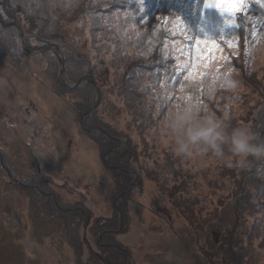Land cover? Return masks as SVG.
<instances>
[{
    "label": "rangeland",
    "instance_id": "obj_1",
    "mask_svg": "<svg viewBox=\"0 0 264 264\" xmlns=\"http://www.w3.org/2000/svg\"><path fill=\"white\" fill-rule=\"evenodd\" d=\"M85 1L93 3L90 30L81 28L85 25L82 11H71L74 6L67 0L55 12V0H15L17 21L12 22L0 0V264H76L70 233L75 225L62 222L71 224L77 218V235L82 234L83 224L97 225V229L111 225L104 228L115 233L110 236L113 244L127 250L115 254L119 264L124 255L126 261V254L129 264H208L204 255L212 257L219 250L213 243L230 240L235 230L237 246H241L245 237L240 230L247 226H238L258 225L264 218V159L248 157L241 163L227 148L223 158L212 152L193 158L177 154L167 121L180 106L194 105L199 93L187 95L185 83L175 88L156 82V87L146 88L143 76L136 91H123L124 83L115 72V52L103 40L105 33L101 37L93 32L102 20L95 11L98 3L113 10L118 2ZM74 5L80 4L75 1ZM41 10L52 29L40 23ZM257 17L258 37L253 42L264 43V16ZM13 22L21 25L29 47L47 45L53 53L47 49L45 56L46 50L25 48L16 30L9 29ZM234 35L229 30L216 34L221 45L239 59L243 53H254L253 45L244 49V41ZM90 42L96 49L91 57ZM259 51L250 61L253 75L235 72L230 78L238 82L236 89L221 83L217 95L208 89L203 99L217 120L230 128L247 127L256 142H264V46ZM7 52L24 65H13ZM199 56L197 52V61ZM49 59L56 61L55 66H46ZM194 71L198 76L219 74L205 65ZM65 73L81 78L69 86ZM79 83L94 87L76 91ZM199 85L193 82L192 87ZM155 100L175 106L156 114L150 106ZM82 120L83 126L94 130L83 129ZM95 128L121 142L115 144ZM38 169L49 179L33 176ZM19 179H26V186L18 185ZM36 180L45 193L38 211L37 190H31ZM57 211H65L60 219L44 220ZM88 240L97 251V239L92 235ZM90 252L86 246L81 248L84 262H92ZM253 256L249 264H256Z\"/></svg>",
    "mask_w": 264,
    "mask_h": 264
},
{
    "label": "trees",
    "instance_id": "obj_2",
    "mask_svg": "<svg viewBox=\"0 0 264 264\" xmlns=\"http://www.w3.org/2000/svg\"><path fill=\"white\" fill-rule=\"evenodd\" d=\"M67 1H69V6H74L71 8V11L72 9L73 11H82V21L85 25H81V28L90 30L92 28L90 25L93 19V3L87 4L85 0ZM75 1L80 5L75 6ZM111 1H114L113 3L118 2L117 7H114L113 10L110 9L108 4L107 7H104L98 3V7L95 11L100 14L102 20L99 24L100 28L93 27V32L98 31L101 37H103L105 33L103 40L109 45L108 48L115 52L113 56L118 64L116 69H114L116 74L121 78L120 82L124 83L122 88L123 91L128 92L127 89L129 88H131V93L136 91L135 87L139 84V76L145 78L144 83L146 88L150 89L156 87V82L164 87H166L167 84L169 87L175 88H178L181 83H185L184 91L187 95L191 91L199 93V96L195 98L196 100H193V104L197 108L199 115L202 114V117L212 116L213 111L207 106L209 103L203 99L205 92L209 89L208 86L210 84L213 85L212 96L217 95L216 91L218 90V86L222 83V77H231L238 71L241 72V74L246 73L253 75L255 73V69L251 67L250 61L254 54L260 52L259 50L264 46V43L263 41L257 43L253 42V39L255 41L258 37V32L255 31L254 27L259 23V18L257 16H264V0H142V9L139 0H110V2ZM95 2H101V0H95ZM217 2L243 3L247 6L235 13H222L215 7L204 6L205 4H215ZM9 4L17 18L15 0H9ZM58 8H63V0H55L53 12L57 11ZM108 11H111L109 15ZM203 12L209 14L210 22L201 25L203 23ZM39 13L43 16L40 23L43 28L47 29V27H50V23L47 24L44 18L47 13L45 10H41ZM74 17L75 19H79L78 16ZM77 22L80 21L77 20ZM105 23L106 25L101 27V25ZM261 23L263 24L264 20H262ZM14 27L15 26H11L9 29H13V31L16 30L17 32L16 27ZM53 27L54 26L50 27V29ZM142 29L144 30L143 32L141 31ZM226 30L234 32L235 35L233 37L235 39L244 41V49L251 48L253 45L254 47L251 49L254 53H243L242 58L239 59L232 51L224 48L216 34ZM199 32H206L207 34L200 37L197 42L196 38ZM172 33L175 37L174 39ZM121 40L122 42L120 43ZM99 41H101V39H99ZM215 43H217V45ZM7 50H9V47ZM89 51V56L91 57L93 51H96V49H94V42L89 43ZM197 52L200 53L199 61H197ZM7 53L13 65H18V63H20V61L15 59L14 53ZM44 55L48 56L49 52H44ZM50 59H52V57H50ZM49 60L46 66L48 68L52 65L55 66L56 61L54 59L53 61ZM235 64H239V67ZM23 65L24 63L21 64V66ZM200 65H205L207 70L216 71L219 72V74L210 77L207 73H202L198 76L194 68ZM45 71H48V69ZM120 72L123 73L119 74ZM65 75L68 81L67 85L69 86H72L81 78H78L79 76L76 78H69L67 73H65ZM155 77H157V80H155ZM193 82L200 83V85L192 87ZM86 87L91 89L94 86L88 83L84 85L79 83L76 85L75 90L81 91ZM202 88L203 92H201ZM70 91L72 90L70 89ZM159 92L161 94L165 93L163 90H159ZM261 97L264 100V92H262ZM155 101H157L155 105H153L154 102H152L150 106H154L152 109L154 111L153 113L156 114L158 111L161 113L169 112L173 110L175 106V104H169L166 101L159 105V101L161 100ZM109 139L113 140L116 144L114 139ZM0 164H3L1 152ZM35 175L41 180L49 179L48 174L41 170L39 171V169L33 176ZM33 176L29 180L33 181ZM25 180L26 179H19L18 185L21 187L26 186L24 184V182H26ZM34 187L37 189H34ZM31 190H37L36 200L34 202H39L40 204L42 201L41 196L45 194L43 189H41L40 180H36V182L31 185ZM54 205L56 207V204ZM37 209L39 208L37 207ZM263 221L264 218L258 225L255 223L253 225L238 226V229L247 226V230H240L245 237L241 246H237L238 239H236L237 237L235 236L238 230L232 232L234 236L230 240L229 237H227L224 240L221 239V243L217 245L213 243L212 247L218 248L219 250H215L212 253V257H210L209 253L204 255L207 263L209 264L211 261L212 264H214V262L217 264H249L248 259L250 257L252 258L254 254V262L256 264H264ZM77 226L79 225H75L70 232L76 264H119L121 260H118L115 254L123 255L126 252L124 253L118 245L113 244L114 240L110 239V236H114V234L107 233L98 243V239L101 237L102 233L109 230L104 227L111 228V225H104V227L101 226L102 228L98 229L96 228L97 225H81L83 227L81 235H77ZM72 235L75 236V240ZM92 235L97 239V251L95 249L93 250L89 244L88 238ZM85 246L89 252L92 251V253H90L93 255V260L90 263L84 262L81 258V248ZM122 258V264H124L125 255Z\"/></svg>",
    "mask_w": 264,
    "mask_h": 264
},
{
    "label": "clouds",
    "instance_id": "obj_3",
    "mask_svg": "<svg viewBox=\"0 0 264 264\" xmlns=\"http://www.w3.org/2000/svg\"><path fill=\"white\" fill-rule=\"evenodd\" d=\"M223 86L234 90L238 82L225 77ZM209 90L213 85H209ZM167 132L174 140V147L182 157L212 152L216 157L225 156V148L241 163L248 157L264 159V142H256L254 133L247 127L230 128L214 116H200L191 104L180 106L167 121Z\"/></svg>",
    "mask_w": 264,
    "mask_h": 264
},
{
    "label": "water",
    "instance_id": "obj_4",
    "mask_svg": "<svg viewBox=\"0 0 264 264\" xmlns=\"http://www.w3.org/2000/svg\"><path fill=\"white\" fill-rule=\"evenodd\" d=\"M1 5H2V7H3V11L5 12V14H7V16H8L9 18H11L13 21H16V19H15L13 13H11L10 10H9V8H8V4H7L6 0H2V4H1ZM13 23H14V22H13ZM14 24H15V23H14ZM15 26H16L17 29H18L19 35H20V37H21L22 44H23V46H24L25 48H27L28 50H34V51H38V50H47V49H49V50H51L52 53H53V50L51 49V47H49V46H47V45H45V46H40V47H33V48L29 47L28 44H27V41L24 39V36H23V34H22V30H21L20 25H19V24H15ZM56 56H58L57 53H56ZM59 61H60V63H62L61 60H59ZM86 80H89V78L86 79ZM80 81H83V80H80ZM78 82H79V81H78ZM98 93H99V91L97 92V90H96V94H97V95H98ZM81 125L83 126V120L81 121ZM83 129H85V130H87V131H92V130H94V129L86 128L85 126H83ZM95 130H98V131L101 132V133H105L101 128H96ZM105 134H106V133H105ZM106 135H107V134H106ZM117 141H118V145H119V143H120L121 141H120L119 139H117ZM108 153H109V152H108ZM108 153H107V154H108ZM107 154L104 155L103 159H105V156H106ZM120 229H121V227H119L117 231H119ZM117 231H116V232H117ZM108 232H111V231L108 230V231L103 232V234L101 235V237L99 238V240H100V239H101L106 233H108ZM99 240H98V242H99ZM123 250L127 252L126 249H123ZM125 262H126L125 264L128 263V255H127V254H126V261H125Z\"/></svg>",
    "mask_w": 264,
    "mask_h": 264
},
{
    "label": "snow or ice",
    "instance_id": "obj_5",
    "mask_svg": "<svg viewBox=\"0 0 264 264\" xmlns=\"http://www.w3.org/2000/svg\"><path fill=\"white\" fill-rule=\"evenodd\" d=\"M141 9H142V0H139ZM246 4L243 3H220L217 2L215 4H205V7H215L217 9H219L222 13L224 12H228V13H235L239 10H241V8L246 7ZM201 92H203V88L201 89Z\"/></svg>",
    "mask_w": 264,
    "mask_h": 264
},
{
    "label": "crops",
    "instance_id": "obj_6",
    "mask_svg": "<svg viewBox=\"0 0 264 264\" xmlns=\"http://www.w3.org/2000/svg\"><path fill=\"white\" fill-rule=\"evenodd\" d=\"M50 178H51V176H50ZM52 179V178H51ZM55 183V182H54ZM53 196V195H52ZM45 203V199L44 198H42V201L40 202V204H39V209H37V211L38 210H40L41 209V206H42V204H44ZM57 205V207H58V204H56ZM59 209H60V206H59ZM65 213V211H63V212H61V211H57V214L56 213H53L52 215H50L48 218H46V219H44V220H47L48 222H52V220H51V217H57V218H61V216L63 215ZM93 217V216H92ZM79 221H80V219L79 218H77V219H73L72 220V223L71 224H67L66 223V221H64V222H62L64 225H79ZM83 225H85V224H83ZM131 226H133V225H131ZM134 234V233H133Z\"/></svg>",
    "mask_w": 264,
    "mask_h": 264
}]
</instances>
